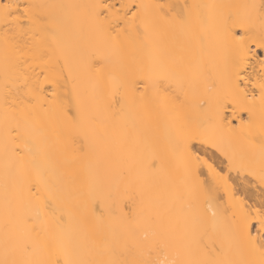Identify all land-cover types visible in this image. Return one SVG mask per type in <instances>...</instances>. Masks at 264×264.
I'll list each match as a JSON object with an SVG mask.
<instances>
[{
	"label": "bare ground",
	"instance_id": "1",
	"mask_svg": "<svg viewBox=\"0 0 264 264\" xmlns=\"http://www.w3.org/2000/svg\"><path fill=\"white\" fill-rule=\"evenodd\" d=\"M94 2L0 0V7L13 5V16L27 4L66 6L33 9L50 17L48 25L36 26L37 35L21 29L19 23H28L23 17L19 23L10 17L9 24L0 17V258L5 185L14 187L38 176L62 190L56 216L71 217L55 233L42 232L41 240L52 243L55 235L87 255L103 248L150 245L162 226L176 235L186 232L192 243L199 226L186 209L191 182L184 180L182 170L171 171L177 113L192 117L186 131H199L220 149L198 139L194 151L211 156L217 170L232 161L233 175L227 167L224 173L230 179L220 185L214 204L239 217L244 207L264 201L259 143L264 102L258 86L264 78V28L258 13L248 7L260 0H137L147 6L135 21L141 32L147 25L143 36L135 26L118 35L101 33L87 8L67 7ZM157 5L166 6L169 19ZM176 15L186 22H173ZM239 35H245L242 44L236 40ZM89 56L97 58L92 68ZM237 60L250 81L249 100L239 103L253 108V122L247 129L230 131L209 117L217 98H231ZM162 75L169 77L167 82L155 85ZM201 101L208 102L203 111ZM78 110L82 118L75 122ZM231 112L229 108L225 113L229 119ZM240 115L247 119L246 113ZM201 120L206 123L198 128ZM234 123L239 125V119ZM156 157L165 158L158 172L149 167ZM93 198L103 202L102 220L90 207L85 209ZM132 208L135 218L129 213ZM207 215L211 220V213ZM156 217L158 223L150 221ZM218 220L214 232L208 225L213 239L225 234L226 226ZM48 223L52 225L50 216ZM20 231L26 227L21 225ZM179 251L183 257V249Z\"/></svg>",
	"mask_w": 264,
	"mask_h": 264
},
{
	"label": "snow or ice",
	"instance_id": "2",
	"mask_svg": "<svg viewBox=\"0 0 264 264\" xmlns=\"http://www.w3.org/2000/svg\"><path fill=\"white\" fill-rule=\"evenodd\" d=\"M12 7L13 5L10 3L0 7V17L3 18L5 24L10 23V17L17 23L21 22L23 17L28 23L26 25L19 23L21 29L26 28L28 32L37 35L34 31L36 26L38 24L48 25L50 17L43 12H32V10L66 6L27 4L24 12L15 16L11 11ZM16 7L19 12V5ZM67 7L87 8L89 18L101 33H116L118 35L135 26L138 36H143L148 30L147 25H143V32H141L142 26L135 24L143 9L147 7L142 3H137V0H118L117 3H111L110 0H95L94 3L88 5ZM156 7L161 10L164 19H169L168 13L164 12L165 5ZM167 7L171 9V6ZM248 7L258 13L261 26L264 28V0H260L258 5L252 4ZM171 19L178 24L186 22L183 15H176ZM236 40L242 44L245 41V35L237 36ZM95 59L97 58L93 56L88 57L89 68L93 67L92 61ZM242 71L244 70L240 67V61L237 60L232 89L229 94L231 98L228 95L217 98L215 111L209 117L210 120H215L220 128L227 127L230 131L236 127L241 130L247 129L253 122V108L239 103L241 98L249 100L247 84L250 81L245 79ZM168 79V76L162 75L153 83L163 85ZM258 86L260 99L264 102V78ZM251 100H255L254 95ZM207 103V101H201L198 107L203 111ZM229 108L232 110V119H229L225 114ZM241 113H246L247 119L240 115ZM81 118V113L78 110L73 119L75 122H79ZM237 118L239 125L234 123ZM175 120L178 138L172 146L175 160L171 171L182 170L184 180L191 182L186 209L194 214L195 223L199 226V231L194 232L192 236L195 250L192 248V243L188 242L186 232L183 235H176L166 232L162 226L158 238L150 245L138 249L129 248L127 245L122 249L103 248L91 251L87 255L81 254L79 245L66 243L55 235L52 236V243L41 240L42 232L48 233L51 229L55 233V230L62 229L64 224L69 223L71 217L69 215L66 220L64 215L56 216L57 210L61 208L60 193L62 190L57 189L42 176H38L35 179L26 178L14 187L5 185L4 256L0 258V264H264V201L259 206L244 207L239 217L235 212L229 215L226 210L222 209L220 203L214 204L218 200L217 194L220 185H226L230 177L224 173L223 169L217 170L213 158L207 156L206 152L201 155L198 151H194L193 141L199 139L201 143L210 144L218 151L220 150L219 146L214 139L202 136L199 131H186L192 124V117L189 114L177 113ZM205 123L206 121L201 120L197 127L203 128ZM261 127L264 128V120L261 122ZM259 143L262 162H264V133L261 134ZM228 163L229 170H231L232 161L229 159ZM164 165L165 158L156 157L149 167L158 172L164 168ZM261 182L264 183V174L261 175ZM201 198L202 210L200 208ZM222 199L219 197V200ZM89 207L97 220H102L104 216L103 202L93 198L85 206V209L89 210ZM209 212L211 220L207 215ZM129 213L132 218H135V208L130 209ZM129 213L125 215L128 216ZM49 216L52 225L48 223ZM218 218H222L226 230L223 238L213 239L209 235L208 225L211 222L214 232L216 225L220 222ZM150 221L158 223L159 218H150ZM21 225L26 227V231H20ZM179 249H183V257H181ZM129 256L132 259H129Z\"/></svg>",
	"mask_w": 264,
	"mask_h": 264
},
{
	"label": "rangeland",
	"instance_id": "3",
	"mask_svg": "<svg viewBox=\"0 0 264 264\" xmlns=\"http://www.w3.org/2000/svg\"><path fill=\"white\" fill-rule=\"evenodd\" d=\"M199 152H200V151H199ZM201 153H202V152H200V154H201ZM206 158H207V156H206ZM222 162H223V161H222ZM225 164H226V163L223 162V163H221V165H220V167H219L220 169H221V168L224 169V170H223L224 172H225V169H226L227 167H229L228 165H227V167H226ZM223 167H224V168H223ZM220 169H219V170H220ZM231 169H232V168H231ZM227 171H228V173H229V174H228L229 176H230V174L233 175V172H231V170L227 169ZM232 171H233V170H232ZM232 175H231V176H232Z\"/></svg>",
	"mask_w": 264,
	"mask_h": 264
}]
</instances>
